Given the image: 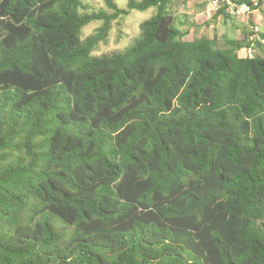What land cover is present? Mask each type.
Listing matches in <instances>:
<instances>
[{
    "label": "trees",
    "instance_id": "1",
    "mask_svg": "<svg viewBox=\"0 0 264 264\" xmlns=\"http://www.w3.org/2000/svg\"><path fill=\"white\" fill-rule=\"evenodd\" d=\"M171 2L0 0V264H264V56L239 54L264 33L186 40Z\"/></svg>",
    "mask_w": 264,
    "mask_h": 264
},
{
    "label": "rangeland",
    "instance_id": "2",
    "mask_svg": "<svg viewBox=\"0 0 264 264\" xmlns=\"http://www.w3.org/2000/svg\"><path fill=\"white\" fill-rule=\"evenodd\" d=\"M91 8H106L105 0H84ZM119 8L126 9L129 0H115ZM254 1V0H252ZM208 3L206 0H172L169 10L174 17L175 25L178 26L185 34L186 40H193L199 36L207 35L209 37H218V47L226 46L225 38L243 39L247 37L251 39L255 27L259 31H254L259 34L264 33V0L261 1V7L256 10L250 17H232L224 14L217 16L214 13L208 15ZM198 16L195 13H202ZM157 13L156 7H151L145 11L132 10L131 13L123 18H120L113 25L109 33L107 43H101L94 51V54L101 55L119 51L132 45L139 37L140 24L150 19ZM227 14V12H226ZM253 20V21H252ZM119 23V25H117ZM101 21H93L87 25L81 34L82 38L92 34L101 26ZM261 43L253 45L249 49L239 51L242 57L258 54L264 56V40L260 39ZM251 49V50H250Z\"/></svg>",
    "mask_w": 264,
    "mask_h": 264
},
{
    "label": "built area",
    "instance_id": "3",
    "mask_svg": "<svg viewBox=\"0 0 264 264\" xmlns=\"http://www.w3.org/2000/svg\"><path fill=\"white\" fill-rule=\"evenodd\" d=\"M208 3V15L212 16L214 13L219 12L222 8L225 9L232 17L240 18L242 16H251L256 10L261 7L262 0H254L251 4L238 3L232 0H206ZM254 31H259L258 27H255ZM253 31V35L250 40H254L257 33ZM251 50V49H250Z\"/></svg>",
    "mask_w": 264,
    "mask_h": 264
},
{
    "label": "crops",
    "instance_id": "4",
    "mask_svg": "<svg viewBox=\"0 0 264 264\" xmlns=\"http://www.w3.org/2000/svg\"><path fill=\"white\" fill-rule=\"evenodd\" d=\"M196 15H198V16H200V15H202L203 14V12L202 13H195ZM253 21V20H252ZM203 35V34H202ZM207 36V35H206ZM200 37V36H199ZM207 37H209V36H207ZM209 38H217L218 39V37H216V36H213V37H209ZM233 38V37H232ZM226 39V38H225Z\"/></svg>",
    "mask_w": 264,
    "mask_h": 264
}]
</instances>
